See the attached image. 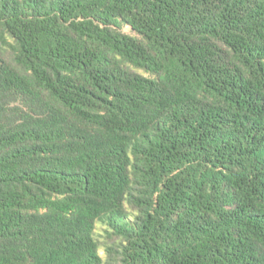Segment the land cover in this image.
<instances>
[{"label": "trees", "instance_id": "1", "mask_svg": "<svg viewBox=\"0 0 264 264\" xmlns=\"http://www.w3.org/2000/svg\"><path fill=\"white\" fill-rule=\"evenodd\" d=\"M0 264H264V0H0Z\"/></svg>", "mask_w": 264, "mask_h": 264}, {"label": "rangeland", "instance_id": "2", "mask_svg": "<svg viewBox=\"0 0 264 264\" xmlns=\"http://www.w3.org/2000/svg\"><path fill=\"white\" fill-rule=\"evenodd\" d=\"M103 226L101 224H98V231H102Z\"/></svg>", "mask_w": 264, "mask_h": 264}]
</instances>
